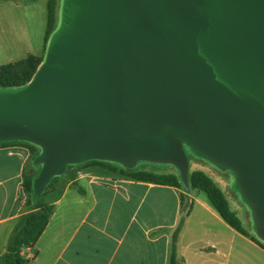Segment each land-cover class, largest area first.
<instances>
[{
    "label": "water",
    "instance_id": "obj_1",
    "mask_svg": "<svg viewBox=\"0 0 264 264\" xmlns=\"http://www.w3.org/2000/svg\"><path fill=\"white\" fill-rule=\"evenodd\" d=\"M38 145L41 194L69 164L221 170L264 241V0H63L28 83L0 86V142Z\"/></svg>",
    "mask_w": 264,
    "mask_h": 264
},
{
    "label": "crops",
    "instance_id": "obj_2",
    "mask_svg": "<svg viewBox=\"0 0 264 264\" xmlns=\"http://www.w3.org/2000/svg\"><path fill=\"white\" fill-rule=\"evenodd\" d=\"M34 3L0 0V65L34 54L26 17ZM26 169H39L29 145L0 143V259L19 218L32 210L23 188ZM76 181L51 202L55 209L44 232L22 251L26 264H167L178 228L186 264H264L255 234L229 225L199 190L93 168Z\"/></svg>",
    "mask_w": 264,
    "mask_h": 264
},
{
    "label": "trees",
    "instance_id": "obj_3",
    "mask_svg": "<svg viewBox=\"0 0 264 264\" xmlns=\"http://www.w3.org/2000/svg\"><path fill=\"white\" fill-rule=\"evenodd\" d=\"M56 1L57 0H49L47 4L48 15L44 45L45 49H47L50 37L57 28ZM44 59L45 57L31 53L20 60L0 65V86L4 88H11L25 85L34 76ZM10 141H19L28 144L32 154V161L34 162L36 156H38L41 152V148L38 145L25 140H8L0 143ZM185 148H189L188 150L186 149L189 160H191V154L198 158H202L196 155L189 146L185 145ZM83 163L100 165L111 171H119V167L116 165L117 162L114 161L91 159ZM70 166H72V164H69L67 168ZM41 168L37 171V173H33V170L29 172L28 169L24 171L23 188L28 194L27 204L32 208V210L22 214L19 218L10 237L7 250L0 259V264H26L27 259L22 254L23 249L36 244L54 212V204L39 202L38 200L40 199V194H37L34 189V180L40 173ZM225 171L231 172L229 170ZM121 174L136 180L187 189L182 183L179 170H177V172L162 173L148 169H137L136 167H125L121 170ZM56 177L59 176L53 177L52 180ZM189 182L190 188L187 190L196 189L205 192L213 207L229 225L246 235H250V232L244 226L241 217L231 207L226 194L211 175L202 169H190ZM48 185H50V183ZM184 198L185 196L182 194V199ZM34 200H37V202ZM189 202L192 201L190 200ZM178 233L179 228L174 232L171 253L167 264H186L185 259L178 253ZM253 238L264 246L263 240H261L257 235L253 236Z\"/></svg>",
    "mask_w": 264,
    "mask_h": 264
},
{
    "label": "rangeland",
    "instance_id": "obj_4",
    "mask_svg": "<svg viewBox=\"0 0 264 264\" xmlns=\"http://www.w3.org/2000/svg\"><path fill=\"white\" fill-rule=\"evenodd\" d=\"M48 1L49 0H35L34 5H31V15L30 16L26 15V17H30L31 19V32H32V42H33V46L31 48L32 52L41 57H45L47 51L44 45H45V34L47 29ZM56 2H57V26H58L61 21L63 0H57ZM186 149L188 150L189 148ZM190 156H191L190 169L191 170L202 169L205 172H207L209 175H211L226 194L231 204V207L241 217L246 229L251 231V233L257 235L251 209L244 201L240 191L235 187L234 173L221 170L211 161L205 158L204 159L198 158L193 154H191ZM116 165L119 167L118 172L120 173L121 170L126 167L123 163L120 162H117ZM41 166L42 164L37 163V167L39 169L41 168ZM135 167L137 169H148L162 173L177 172L178 170L176 166L172 164L157 163L152 161H139ZM92 168L108 170L107 168H104L100 165H92L83 162L72 164V166L67 168L63 174L58 175L59 177H56L53 180L51 179L52 181L49 182L50 185H48L49 183L47 184L48 186H46L43 192L40 194V199L38 201L41 203H51L55 201L57 198L61 196L65 186L69 184V182H71V185L74 186L77 185L76 178L79 176L80 172ZM24 192L28 196L25 189ZM201 194L206 196V193L203 191H201ZM34 201L37 202V200Z\"/></svg>",
    "mask_w": 264,
    "mask_h": 264
}]
</instances>
